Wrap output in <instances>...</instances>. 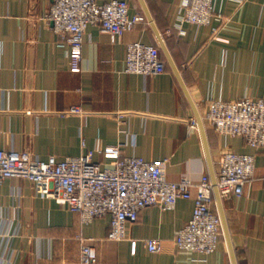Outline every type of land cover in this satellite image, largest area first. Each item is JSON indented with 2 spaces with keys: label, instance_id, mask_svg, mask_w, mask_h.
Listing matches in <instances>:
<instances>
[{
  "label": "crops",
  "instance_id": "obj_1",
  "mask_svg": "<svg viewBox=\"0 0 264 264\" xmlns=\"http://www.w3.org/2000/svg\"><path fill=\"white\" fill-rule=\"evenodd\" d=\"M127 1L130 14L145 20L115 41L89 25L81 71L74 72L67 48L46 19L51 0H0V148L64 159L121 143V155L167 159L170 180L198 183L204 174L212 180L203 132L198 122L192 125L195 107L162 48L165 72L144 76L126 70L130 42L160 46L141 1ZM145 1L203 119L216 177L225 150L255 154L258 176L245 184L241 197L221 198L236 263L264 264V148L225 137L206 119L211 100L264 97V0H215L219 38L189 22L182 23L181 33L180 0ZM75 106L86 114L66 113ZM94 159L108 167L115 163L100 154ZM193 208L194 200L185 198L173 209L144 207L132 224L139 240L133 254L129 241L107 239L108 215L83 223L54 199L36 196L28 179H4L0 264H82L79 236L94 238L93 264H234L225 233L211 254L176 246L175 232ZM145 238L158 239L161 249L149 252Z\"/></svg>",
  "mask_w": 264,
  "mask_h": 264
},
{
  "label": "built area",
  "instance_id": "obj_2",
  "mask_svg": "<svg viewBox=\"0 0 264 264\" xmlns=\"http://www.w3.org/2000/svg\"><path fill=\"white\" fill-rule=\"evenodd\" d=\"M182 23L205 26L213 38H219L214 22L215 0H180ZM47 21L59 36V44L69 52L71 70L81 71L85 32L97 25L115 41L125 31L145 20L143 14L131 15L127 0H51ZM167 61L160 46L133 41L127 45L126 70L144 76L166 71ZM66 113L86 114L81 107ZM206 119L225 137H241L254 148H264V97L236 100H211ZM197 125V120L192 121ZM9 141V136H8ZM122 144L88 149L79 156L40 159L29 151L0 148V181L25 178L32 182L36 196L48 197L78 214L83 223L95 217H110L107 239L127 240L131 253L137 252L139 240L133 237L132 224L149 205L173 209L180 198L193 199L192 217L176 230L174 242L180 249L202 254L213 253L224 234L218 211L213 209L214 184L208 174L198 183L187 177L170 180L165 173L167 159L147 160L137 155H121ZM95 154L115 159L113 166H103ZM258 176L254 153L225 150L219 159L217 187L221 197H241L247 182ZM82 264L97 262L94 238L79 236ZM149 252L161 249L156 238H145Z\"/></svg>",
  "mask_w": 264,
  "mask_h": 264
},
{
  "label": "water",
  "instance_id": "obj_3",
  "mask_svg": "<svg viewBox=\"0 0 264 264\" xmlns=\"http://www.w3.org/2000/svg\"><path fill=\"white\" fill-rule=\"evenodd\" d=\"M141 1V4L144 8V11H145V14H146V17L147 19L149 20L154 32H155V35L158 39V42L160 44V47L162 48L169 64L171 65V67L173 68L174 72L177 74L189 100L191 101V103L193 104V106L195 107V110H196V119H197V122L198 124L200 125V128L203 132V136H204V139H205V143H206V148H207V156H208V159H209V163H210V167H211V174H212V181H213V184H214V191H215V195H216V198H217V202H218V207H219V213H220V216H221V219H222V223H223V230H224V233H225V236L227 238V241L230 245V249H231V254H232V257H233V261H234V264H237L236 263V258H235V253H234V250H233V247L231 245V237H230V232H229V227H228V223H227V219H226V216H225V212H224V209H223V204H222V198H221V195H220V192H219V189L217 187V177H216V174H215V171H214V167H213V162H212V159H211V155L209 153V149H208V146H207V140H206V135H205V128H204V123H203V119L197 109V107L195 106V104L193 103L192 101V98L186 88V85L181 77V74L171 56V53L165 43V40L161 34V32L159 31V29L157 28L154 20H153V17L151 15V12L146 4V1L145 0H140Z\"/></svg>",
  "mask_w": 264,
  "mask_h": 264
}]
</instances>
